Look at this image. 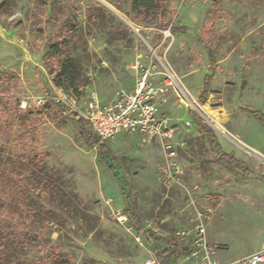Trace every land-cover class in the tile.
Listing matches in <instances>:
<instances>
[{
	"label": "rangeland",
	"instance_id": "obj_1",
	"mask_svg": "<svg viewBox=\"0 0 264 264\" xmlns=\"http://www.w3.org/2000/svg\"><path fill=\"white\" fill-rule=\"evenodd\" d=\"M63 41L79 91L104 104L131 91L136 61L151 67L156 83L174 76L158 105L185 144L179 184L161 181L155 139L120 134L100 154L84 140L80 118L51 105L20 108L56 89L48 70L61 57L48 55L46 44ZM243 109L264 116V0H166L153 14L135 13L131 0H0V163L20 172L32 213L26 242L5 244L0 264H164L136 222L114 221L128 201L143 229L178 236L177 264H188L183 256L199 223L221 264L258 251L264 128ZM193 112L224 152L245 162L247 176L215 161Z\"/></svg>",
	"mask_w": 264,
	"mask_h": 264
},
{
	"label": "built area",
	"instance_id": "obj_2",
	"mask_svg": "<svg viewBox=\"0 0 264 264\" xmlns=\"http://www.w3.org/2000/svg\"><path fill=\"white\" fill-rule=\"evenodd\" d=\"M135 82L133 89L121 92L117 97L103 104L96 95L89 93L75 97L71 92L56 88L53 93L45 94L30 101L22 100L20 108L26 109L29 103L37 108L47 105L58 108L65 115H75L89 125L93 134L101 141L113 140L120 134H140L155 139L163 154V163L159 168L161 181L165 186L179 184L184 176L179 152L185 144L178 140V128L170 124L168 117L160 110L159 100L168 87L175 84L172 74H165L167 80L152 81L151 67L136 61L133 66ZM174 82V83H173ZM190 126L189 122L185 123ZM117 224L127 223V215L119 212L113 214ZM183 260L188 264H221L216 257V249L209 243L206 230L199 223ZM143 264H157L148 259ZM237 264H264V241L258 251L240 259Z\"/></svg>",
	"mask_w": 264,
	"mask_h": 264
},
{
	"label": "trees",
	"instance_id": "obj_3",
	"mask_svg": "<svg viewBox=\"0 0 264 264\" xmlns=\"http://www.w3.org/2000/svg\"><path fill=\"white\" fill-rule=\"evenodd\" d=\"M166 0H131L132 11L135 13H156ZM67 42L63 41L60 43L52 44L47 43L48 55L52 57H61L60 62L57 65L56 70L49 69V74L53 77V82L58 89L71 92L75 97H80L82 92L79 91L77 86L76 70L71 60L67 57H62L63 48L67 47ZM208 57L210 63H215L211 52L208 50ZM209 78L207 77L204 81L203 88L198 97L200 104H203L208 95ZM19 106V101L16 102V107ZM246 113L252 115L264 128V116L261 112L256 110L243 109ZM194 122L196 126L203 132L206 140L209 144L215 161L225 168L229 172L239 173L243 176L249 174L245 162L235 158L233 155L224 152L214 135L213 129L201 122L200 116L193 112ZM73 118H77L73 115ZM78 120V119H77ZM79 122L83 120L79 119ZM77 121V122H78ZM85 123V126L79 123L81 134L84 137L86 143L97 149L100 154L108 151V141H101L96 137L90 130L89 125ZM89 129H86L85 127ZM20 172H14L10 166L3 167L0 163V250L6 249L5 244L11 243L21 247L27 240L26 229H24V221L32 214L24 205L25 199L28 195L26 190L23 189L22 180L20 178ZM125 214L133 221L136 222L138 231H142L145 239L158 246V257L164 264H177V260L180 256L181 244L178 241V236H171L170 238H162L156 236L150 230L143 229L140 219L137 214L133 211L130 202L128 201L125 209Z\"/></svg>",
	"mask_w": 264,
	"mask_h": 264
},
{
	"label": "bare ground",
	"instance_id": "obj_4",
	"mask_svg": "<svg viewBox=\"0 0 264 264\" xmlns=\"http://www.w3.org/2000/svg\"><path fill=\"white\" fill-rule=\"evenodd\" d=\"M174 83V82H173ZM185 94V93H184ZM190 99V98H189ZM188 104V103H187ZM204 110V108H202ZM206 113V110H204ZM208 112V111H207ZM207 114V113H206ZM209 115V114H208ZM212 120V119H211ZM216 120V119H215ZM208 121V120H207ZM210 121V120H209ZM220 128V127H219ZM222 128V127H221ZM217 131V130H216ZM219 133V132H218ZM238 145V144H237ZM241 147V146H240ZM248 150V149H247ZM256 156V155H255Z\"/></svg>",
	"mask_w": 264,
	"mask_h": 264
},
{
	"label": "crops",
	"instance_id": "obj_5",
	"mask_svg": "<svg viewBox=\"0 0 264 264\" xmlns=\"http://www.w3.org/2000/svg\"><path fill=\"white\" fill-rule=\"evenodd\" d=\"M133 86H134V85H133ZM132 89H133V87H132ZM132 89H131V90H132ZM102 103H103V102H102ZM103 104H104V103H103ZM209 243H210V242H209ZM253 253H254V252H253ZM251 254H252V253H251ZM249 255H250V254H249ZM216 256H217V253H216ZM246 256H248V255H246ZM246 256L241 257V259L244 258V257H246ZM217 258H218V257H217ZM239 259H240V258H239ZM218 262H219V261H218ZM220 263H221V262H220Z\"/></svg>",
	"mask_w": 264,
	"mask_h": 264
},
{
	"label": "water",
	"instance_id": "obj_6",
	"mask_svg": "<svg viewBox=\"0 0 264 264\" xmlns=\"http://www.w3.org/2000/svg\"><path fill=\"white\" fill-rule=\"evenodd\" d=\"M114 13L118 16V14L116 12H114Z\"/></svg>",
	"mask_w": 264,
	"mask_h": 264
}]
</instances>
